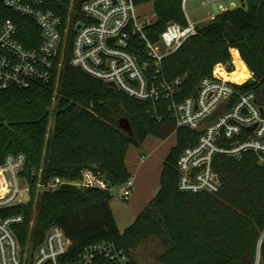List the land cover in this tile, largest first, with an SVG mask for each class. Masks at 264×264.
Wrapping results in <instances>:
<instances>
[{"label": "trees", "instance_id": "16d2710c", "mask_svg": "<svg viewBox=\"0 0 264 264\" xmlns=\"http://www.w3.org/2000/svg\"><path fill=\"white\" fill-rule=\"evenodd\" d=\"M134 3L152 6V23L146 29L152 42L167 23L186 25L180 0ZM43 4L66 17L69 0H43ZM245 4V8L198 25L196 35L163 59L162 78L180 82L178 101L195 95L200 80L210 76L216 64L227 61L231 49L238 51L245 68L262 86L264 0H245ZM6 21L16 26L23 47L39 45L36 24L0 3V25ZM168 103L131 99L72 68L67 59L57 78L48 83L0 90V165L8 155L25 157L21 177L27 182L30 201L4 212L23 216V222L13 227L20 245L24 247L31 238L38 246L46 231L57 226L70 240L75 255L91 244L108 242L130 257L131 250L156 239L164 248L158 264H254L264 229V162L258 163L253 154H245L239 161L216 156L213 169L220 178V190L215 194L180 192L178 157L186 146L194 144L197 135L186 129L175 132ZM121 119L128 121L129 134L119 128ZM173 133L175 145L163 161L159 191L122 231L110 208V191L67 184L55 192L42 189L55 179L77 182L85 170L93 171L110 187L120 188L132 178L125 163L129 147L140 149L147 137L165 141ZM39 171V178L32 175ZM38 188L39 202L30 228L32 200ZM260 256L264 264V244Z\"/></svg>", "mask_w": 264, "mask_h": 264}, {"label": "built area", "instance_id": "2783aa9c", "mask_svg": "<svg viewBox=\"0 0 264 264\" xmlns=\"http://www.w3.org/2000/svg\"><path fill=\"white\" fill-rule=\"evenodd\" d=\"M180 1L186 25L167 23L158 40L152 42L146 32L152 19L137 12L134 0H69L65 18L44 8L43 0H0L4 8L31 20L40 31L39 45L28 49L18 41L11 21L0 25V90L28 89L50 82L57 78L66 55L72 68L106 85L112 83L131 99L169 101L167 109L175 132L186 129L197 135L194 144L186 146L178 157L177 188L182 193L215 194L222 186L213 169L216 156L239 161L245 154H253L258 163L264 162V82L259 87L238 51L231 49L230 58L216 64L211 75L200 80L195 95L178 101L180 82L162 78L163 59L196 35L198 25L242 8L240 0L238 4H228L229 0ZM188 2L216 4V12L192 22L185 13ZM24 164L25 157L19 154L8 155L0 165V264H133L125 250L108 242L91 244L75 255L70 251V240L57 226L46 231L38 246L29 238L22 247L13 227L23 222V216L4 212L26 205L21 201L28 194L27 182L21 177ZM39 173L32 175L39 178ZM22 181L27 187H22ZM65 184L79 189H114L91 170L83 171L77 182L55 179L42 189L55 192ZM120 188V199L127 201L132 178ZM263 244L264 229L254 264L261 263Z\"/></svg>", "mask_w": 264, "mask_h": 264}, {"label": "crops", "instance_id": "0c3cea01", "mask_svg": "<svg viewBox=\"0 0 264 264\" xmlns=\"http://www.w3.org/2000/svg\"><path fill=\"white\" fill-rule=\"evenodd\" d=\"M161 142L162 141H158L152 137H147L141 146V148L143 147L144 149L142 153L139 151L140 149L136 151L129 147L125 157V163L127 170L132 176L133 180L132 193L129 199L126 201L127 206L121 205V208H118L116 204L120 203L119 200L115 201L112 199L110 202L112 203V201H115L117 212H114L111 204L110 208L111 211L113 210L112 213L117 227H119L117 219L118 216H120V218L125 221V219L129 216L128 213L136 211V215L133 218L134 221L159 191L160 174L163 168V161L168 155L170 149L174 147V145H171L170 147H164L163 144H160ZM121 213L122 216L120 215ZM133 221L130 223V225L133 223ZM128 226L124 227L123 229H118L122 231Z\"/></svg>", "mask_w": 264, "mask_h": 264}, {"label": "rangeland", "instance_id": "374dc122", "mask_svg": "<svg viewBox=\"0 0 264 264\" xmlns=\"http://www.w3.org/2000/svg\"><path fill=\"white\" fill-rule=\"evenodd\" d=\"M227 2H228V4H229V2L238 4L237 0H229ZM222 3L224 4V2H222ZM136 10L140 15L144 14L146 16V18H149V19L153 18V10H152L151 5L136 6ZM215 12H216V4L202 5L200 2H188L185 5L186 16L192 22H197V21L205 18L208 14H211V13L215 14ZM75 13H76V10L74 9L71 12V15H72L71 17H73L75 15ZM207 22L208 21H205L203 23H207ZM65 58H66V55H65ZM65 58H64V61H62L63 63L60 67V70L66 61ZM60 70H59V72H60ZM59 72H58V74H59ZM56 88H58V81H57ZM53 104H55V102H53ZM52 121H53V116H51V118H50L49 128L52 127ZM174 141H175V135L173 134L168 139H166L165 141H162L160 144H163L164 147H170L171 145H175ZM130 148L132 150L134 149L136 151L139 150L134 145H131ZM143 150L144 149L142 147V148H140L139 151L142 153ZM21 184H22V187L26 186L23 181ZM111 193L113 195V200H115V201L119 200L120 201V203L116 204L118 208H121V205L127 206V202L122 201L120 199L121 188H114L111 191ZM28 194H29V190H28ZM39 194L40 193H39V188H38V190L35 193V196L32 200L33 201V204H32L33 210H32V218H31L30 228H32V226H33L34 217H35V214L37 212L39 196H40ZM21 201H22V199H21ZM115 201H112V203H110V204H111L112 208L114 209V212H117L116 206H115ZM120 215L122 216V213ZM128 215L129 216L125 219V221L123 219H121L120 216L117 217L118 226H119L118 228L123 229L124 227L130 225V223L133 221V218L136 215V211H132V213H128ZM163 251H164V248H163L162 244L156 239H151V240H147V241L143 242L142 244L137 246L135 249L131 250L130 251V258L132 259L134 264H158L157 258L163 253Z\"/></svg>", "mask_w": 264, "mask_h": 264}, {"label": "water", "instance_id": "95a60500", "mask_svg": "<svg viewBox=\"0 0 264 264\" xmlns=\"http://www.w3.org/2000/svg\"><path fill=\"white\" fill-rule=\"evenodd\" d=\"M240 1H241V7H242V8H245V6H246L245 2H244L243 0H240ZM77 29H78V27H77ZM262 82H264V80H263ZM107 86H108L109 88L115 89V86H114L112 83H108ZM118 125H119V128H120L123 132L128 133V134L130 133V127H129V123H128L127 120H125V119H121V120H119ZM29 201H30V196H29V194H24V196H23V200H22L23 204H28ZM260 264H263V263H260Z\"/></svg>", "mask_w": 264, "mask_h": 264}]
</instances>
